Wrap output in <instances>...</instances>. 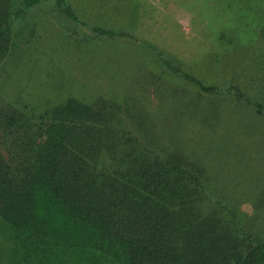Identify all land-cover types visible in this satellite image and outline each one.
<instances>
[{
	"label": "rangeland",
	"instance_id": "obj_1",
	"mask_svg": "<svg viewBox=\"0 0 264 264\" xmlns=\"http://www.w3.org/2000/svg\"><path fill=\"white\" fill-rule=\"evenodd\" d=\"M65 1L78 23L48 1L11 21L20 0H0L10 22L0 108L44 126L68 100L90 107L98 116L78 140L84 174L123 184L155 163L178 168L212 261L239 264L246 246L264 240V118L253 107L264 117V0ZM156 52L201 86H229L242 98L200 91L164 69ZM0 264L120 262L63 249L43 257L0 219Z\"/></svg>",
	"mask_w": 264,
	"mask_h": 264
},
{
	"label": "trees",
	"instance_id": "obj_2",
	"mask_svg": "<svg viewBox=\"0 0 264 264\" xmlns=\"http://www.w3.org/2000/svg\"><path fill=\"white\" fill-rule=\"evenodd\" d=\"M39 1L52 3L78 23L65 0H20L9 20ZM9 20L0 10V54ZM88 29L104 38L136 41L122 30ZM156 57L164 69L202 92L242 98L229 86L203 87L158 52ZM253 107L263 119L259 106ZM97 116L90 107L68 100L53 108L49 123L41 126L0 108V219L13 239L43 257L63 249L113 256L120 264H215L216 255L201 237L203 223L193 221V206L183 199L188 176L181 170L155 163L123 184L110 182L103 173L84 174L87 154L78 140ZM237 263L264 264V240L246 246Z\"/></svg>",
	"mask_w": 264,
	"mask_h": 264
}]
</instances>
